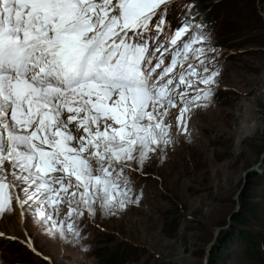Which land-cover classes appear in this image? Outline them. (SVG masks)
I'll return each instance as SVG.
<instances>
[{"label":"snow or ice","instance_id":"6c2138e0","mask_svg":"<svg viewBox=\"0 0 264 264\" xmlns=\"http://www.w3.org/2000/svg\"><path fill=\"white\" fill-rule=\"evenodd\" d=\"M220 55L195 0H0V219L76 245L139 206L133 174L190 142Z\"/></svg>","mask_w":264,"mask_h":264},{"label":"rangeland","instance_id":"374dc122","mask_svg":"<svg viewBox=\"0 0 264 264\" xmlns=\"http://www.w3.org/2000/svg\"><path fill=\"white\" fill-rule=\"evenodd\" d=\"M195 2L220 50L221 75L212 105L191 114L190 142L180 139L162 164L154 158L144 176L133 174L140 205L97 217L79 244L50 239L30 218L20 227L18 215L0 219V233L17 238L0 240V264H109L112 253L116 264H210L222 250L216 241L241 228L232 218L244 212V193L261 208L245 230L264 238V0ZM236 254L220 264H264Z\"/></svg>","mask_w":264,"mask_h":264},{"label":"trees","instance_id":"16d2710c","mask_svg":"<svg viewBox=\"0 0 264 264\" xmlns=\"http://www.w3.org/2000/svg\"><path fill=\"white\" fill-rule=\"evenodd\" d=\"M248 182L251 188L258 185L256 181ZM242 208L244 212L233 216L232 218V220L241 228L236 230L237 232H234L231 236L229 234L232 230H229L216 241L217 245H222V250L220 249L214 252L210 264H220L223 257L225 259L233 257L237 258L238 254L236 253L238 252L241 254V257L243 256L247 259H264V238L259 239V237H256L252 233L245 230L249 227L251 221L257 222L259 220V214L261 212L260 205L251 201L250 194L244 193L242 195ZM110 255L109 264H116L119 260L117 257L118 253H112Z\"/></svg>","mask_w":264,"mask_h":264},{"label":"bare ground","instance_id":"6f19581e","mask_svg":"<svg viewBox=\"0 0 264 264\" xmlns=\"http://www.w3.org/2000/svg\"><path fill=\"white\" fill-rule=\"evenodd\" d=\"M18 215V214H17ZM17 220H18V225H19V227L21 226V224H22V221H21V219L19 218V215H18V218H17ZM13 233V232H12ZM6 234V233H5ZM5 237H13V234H11V235H5V236H0V240H9V239H7V238H5ZM14 242V241H13Z\"/></svg>","mask_w":264,"mask_h":264}]
</instances>
